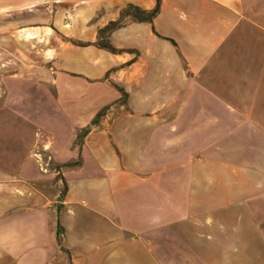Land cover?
<instances>
[{
    "label": "crops",
    "instance_id": "0c3cea01",
    "mask_svg": "<svg viewBox=\"0 0 264 264\" xmlns=\"http://www.w3.org/2000/svg\"><path fill=\"white\" fill-rule=\"evenodd\" d=\"M130 3L0 0V53L24 12L54 56L0 104V264H264V0H161L99 46Z\"/></svg>",
    "mask_w": 264,
    "mask_h": 264
},
{
    "label": "rangeland",
    "instance_id": "374dc122",
    "mask_svg": "<svg viewBox=\"0 0 264 264\" xmlns=\"http://www.w3.org/2000/svg\"><path fill=\"white\" fill-rule=\"evenodd\" d=\"M66 8L69 10L70 5L67 4ZM26 16L27 14L24 12H17L11 15V30L12 33H15L16 40L12 42L11 53H0V104L9 93L7 90L8 85L10 84L12 87H15L18 83V77L35 75L45 77L54 71V56H51L50 49L52 45L50 37H47L45 33H40L37 38L38 40H31L29 38L30 31L24 29L28 28L24 25V23L28 22L25 20ZM68 19L70 21L73 18L70 19L69 17ZM103 35L106 34L103 33ZM24 37H27L26 40H23ZM65 40L62 35H58V43L60 45ZM53 45L56 46V42L53 41ZM30 67L35 68L34 73L28 72V68ZM10 91L12 92V96L17 92V90L13 89ZM34 155L37 157L39 163L40 157L43 161L49 160V154H44L40 149H36Z\"/></svg>",
    "mask_w": 264,
    "mask_h": 264
},
{
    "label": "trees",
    "instance_id": "16d2710c",
    "mask_svg": "<svg viewBox=\"0 0 264 264\" xmlns=\"http://www.w3.org/2000/svg\"><path fill=\"white\" fill-rule=\"evenodd\" d=\"M161 8V0H157V5L154 9L146 10L135 4H128L121 13V16L117 20L110 21L105 27L100 28V37L97 41V44L101 47L108 48L111 51H117L112 44H110L107 36L110 32L115 30L118 27H121L125 24L124 19L126 16L130 15L136 20L140 21H153V18L160 12ZM105 33L106 35H103ZM73 43L77 45H87V42L71 40Z\"/></svg>",
    "mask_w": 264,
    "mask_h": 264
},
{
    "label": "built area",
    "instance_id": "2783aa9c",
    "mask_svg": "<svg viewBox=\"0 0 264 264\" xmlns=\"http://www.w3.org/2000/svg\"><path fill=\"white\" fill-rule=\"evenodd\" d=\"M40 166L42 170L45 172L51 171L53 169V167L50 164V158L48 161H43V159L40 157Z\"/></svg>",
    "mask_w": 264,
    "mask_h": 264
}]
</instances>
